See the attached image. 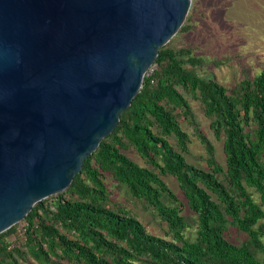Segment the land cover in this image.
<instances>
[{
    "label": "trees",
    "instance_id": "16d2710c",
    "mask_svg": "<svg viewBox=\"0 0 264 264\" xmlns=\"http://www.w3.org/2000/svg\"><path fill=\"white\" fill-rule=\"evenodd\" d=\"M229 60L160 48L140 92L70 187L36 204L21 234L19 224L0 234V264H264V69L230 88L198 74ZM187 97L199 102L222 141L225 166ZM183 124L204 150L196 164L188 162ZM130 150L143 166L125 155ZM107 177L129 201L152 211L164 237L111 197Z\"/></svg>",
    "mask_w": 264,
    "mask_h": 264
},
{
    "label": "water",
    "instance_id": "95a60500",
    "mask_svg": "<svg viewBox=\"0 0 264 264\" xmlns=\"http://www.w3.org/2000/svg\"><path fill=\"white\" fill-rule=\"evenodd\" d=\"M191 0H0V234L66 191Z\"/></svg>",
    "mask_w": 264,
    "mask_h": 264
},
{
    "label": "rangeland",
    "instance_id": "374dc122",
    "mask_svg": "<svg viewBox=\"0 0 264 264\" xmlns=\"http://www.w3.org/2000/svg\"><path fill=\"white\" fill-rule=\"evenodd\" d=\"M188 24L191 25V31H179L167 43L168 47L190 48L194 56L207 61L227 57L230 59L227 65L219 68L207 65L199 69L198 74L204 79H214L224 87L230 88L243 79H252L264 69V0H191L183 26ZM153 68L154 66L147 74H150ZM187 100L200 129L214 145L218 162L225 166L222 141L215 139L199 102L191 97H187ZM182 127L190 137L191 155L188 162L196 164L195 158L204 156L203 147L194 137L190 127L186 124ZM125 155L143 166L142 160L134 151H127ZM164 180L179 199L185 202L176 180L173 177ZM106 185L111 197L137 217L149 233L164 237L159 220L151 210L129 201L123 191L116 189L115 182L110 177H107ZM249 191L254 193L252 189ZM253 197L256 202L260 201L258 194L254 193ZM18 224V232L21 234L24 224Z\"/></svg>",
    "mask_w": 264,
    "mask_h": 264
}]
</instances>
